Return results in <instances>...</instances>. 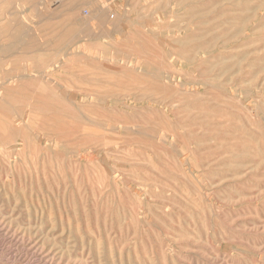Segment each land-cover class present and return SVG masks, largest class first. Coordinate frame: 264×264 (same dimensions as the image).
Returning a JSON list of instances; mask_svg holds the SVG:
<instances>
[{
  "label": "rangeland",
  "instance_id": "374dc122",
  "mask_svg": "<svg viewBox=\"0 0 264 264\" xmlns=\"http://www.w3.org/2000/svg\"><path fill=\"white\" fill-rule=\"evenodd\" d=\"M59 1L0 0V264H264V0Z\"/></svg>",
  "mask_w": 264,
  "mask_h": 264
},
{
  "label": "bare ground",
  "instance_id": "6f19581e",
  "mask_svg": "<svg viewBox=\"0 0 264 264\" xmlns=\"http://www.w3.org/2000/svg\"><path fill=\"white\" fill-rule=\"evenodd\" d=\"M59 1V0H58ZM65 1V0H64ZM67 1H69V0H66V2ZM71 2V6L73 7L74 6V8L72 9V7H71V9H70V7H69V10L70 11H72L73 12V14H75V9H77L78 7H81V6H88V7H90V17L91 16H93V17H97V15L99 14V11H98V9H97V6H96V3H98V0H70ZM59 2H61V1H59ZM61 5V4H60ZM77 15V14H76ZM77 18V17H76ZM81 18V17H80ZM77 20H78V18H77ZM88 20H90V19H88ZM80 22V21H79ZM42 73V72H41ZM23 74V73H22ZM48 74V73H47ZM42 75V74H41ZM24 76V75H23ZM170 105V104H169ZM172 105V104H171ZM170 105V106H171ZM14 112V111H13ZM107 120V119H106ZM19 122V121H18ZM93 122V121H92ZM115 128V127H114ZM126 128V127H125ZM113 129V128H112ZM127 129V128H126ZM15 136V135H14ZM191 140V139H190ZM196 143V142H195ZM192 159V158H191ZM192 162V161H191ZM133 166V165H132ZM64 180H65V178H64Z\"/></svg>",
  "mask_w": 264,
  "mask_h": 264
},
{
  "label": "built area",
  "instance_id": "2783aa9c",
  "mask_svg": "<svg viewBox=\"0 0 264 264\" xmlns=\"http://www.w3.org/2000/svg\"><path fill=\"white\" fill-rule=\"evenodd\" d=\"M110 18H113V16H112V15H110Z\"/></svg>",
  "mask_w": 264,
  "mask_h": 264
}]
</instances>
